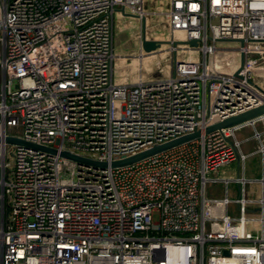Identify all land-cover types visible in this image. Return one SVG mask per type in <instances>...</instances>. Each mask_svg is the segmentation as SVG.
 <instances>
[{
    "label": "built area",
    "instance_id": "2783aa9c",
    "mask_svg": "<svg viewBox=\"0 0 264 264\" xmlns=\"http://www.w3.org/2000/svg\"><path fill=\"white\" fill-rule=\"evenodd\" d=\"M143 4L0 0V264H264V129L251 153L236 136L264 116L121 168L5 142L111 162L264 104V0H168L170 77L114 85V12L144 32Z\"/></svg>",
    "mask_w": 264,
    "mask_h": 264
},
{
    "label": "rangeland",
    "instance_id": "374dc122",
    "mask_svg": "<svg viewBox=\"0 0 264 264\" xmlns=\"http://www.w3.org/2000/svg\"><path fill=\"white\" fill-rule=\"evenodd\" d=\"M145 11L148 13L145 19V37L149 40L168 42L170 40V31L167 21L160 14L168 9V0H143ZM143 33L142 22L130 16H115L114 20V38H113V84L114 85H131L138 81L139 77L143 82L162 80L170 77L171 56L167 52L168 43L161 44L160 48L148 54L144 51L141 61L137 59L140 52L138 40ZM175 41L183 42L185 36L182 34L175 35ZM218 47L227 49H236V42H220ZM180 47V46H179ZM236 57V56H235ZM178 58L180 60L188 59L186 52L179 49ZM192 60H200V54L196 51L191 53ZM160 62L163 72L159 73L156 67ZM254 127V128H253ZM247 126L237 131V139L241 141V150L245 153H251L255 150L256 141L253 140V129L262 132L264 123H256L254 126ZM236 173L235 164L222 167L216 174L208 175L215 178L217 182L205 185V197L208 199H222L225 196V186L222 184L224 177L233 179ZM227 195L232 201L238 195L236 186L233 182L228 185ZM247 192L250 187L246 186ZM231 216L237 215L235 206L229 208Z\"/></svg>",
    "mask_w": 264,
    "mask_h": 264
},
{
    "label": "water",
    "instance_id": "95a60500",
    "mask_svg": "<svg viewBox=\"0 0 264 264\" xmlns=\"http://www.w3.org/2000/svg\"><path fill=\"white\" fill-rule=\"evenodd\" d=\"M163 43H165V42L146 39L144 32L142 33V35L140 37L141 50L146 52V53L153 52V51L157 50L158 48H160L161 44H163ZM186 43L189 46H193V47H196V45H197V42L193 41V40L188 41ZM242 62H243V56L240 59V64H242ZM261 116H264V104H262L258 107L246 110V111L239 113L237 115L222 119L216 123H213V124L205 127L203 129V131L196 130L192 133L174 138L172 140L166 141V142L158 144V145H154V146H152L146 150H143V151H141L135 155H132L130 157L122 158L119 160H114L111 162L96 161L93 159H89L87 157H82V156L73 154L69 151L57 150V149L50 148V147H44V146L32 144V143L26 142L22 139H19V138L6 137L5 142L10 143V144H16L19 146H23V147H26V148H29L32 150H37V151L47 153V154L59 155L61 158L75 162L78 165L92 166L94 168H100V169H104L107 167L121 168V167H125L128 165L134 164V163L139 162L141 160H144L148 157H151L153 155H156L158 153H161L163 151L171 149L175 146H178V145L190 142L192 140L198 139L204 134H208V133H211L213 131H219V130L225 129V128L240 126V125L248 123L252 120H255Z\"/></svg>",
    "mask_w": 264,
    "mask_h": 264
},
{
    "label": "crops",
    "instance_id": "0c3cea01",
    "mask_svg": "<svg viewBox=\"0 0 264 264\" xmlns=\"http://www.w3.org/2000/svg\"><path fill=\"white\" fill-rule=\"evenodd\" d=\"M119 16V17H121V16H125V15H127V16H129L128 14H127V12H122L121 10H116L115 12H114V15H113V38H114V20H115V16ZM131 17V16H130ZM138 48L140 49V52H142V50H141V46H140V39L138 40ZM139 52V53H140Z\"/></svg>",
    "mask_w": 264,
    "mask_h": 264
}]
</instances>
